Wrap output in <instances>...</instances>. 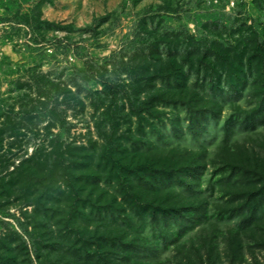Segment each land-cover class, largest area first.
Returning a JSON list of instances; mask_svg holds the SVG:
<instances>
[{"label": "rangeland", "instance_id": "rangeland-1", "mask_svg": "<svg viewBox=\"0 0 264 264\" xmlns=\"http://www.w3.org/2000/svg\"><path fill=\"white\" fill-rule=\"evenodd\" d=\"M0 264H264V0H0Z\"/></svg>", "mask_w": 264, "mask_h": 264}]
</instances>
